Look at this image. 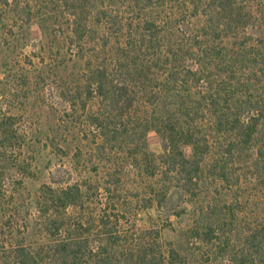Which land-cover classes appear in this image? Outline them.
<instances>
[{
	"label": "trees",
	"instance_id": "1",
	"mask_svg": "<svg viewBox=\"0 0 264 264\" xmlns=\"http://www.w3.org/2000/svg\"><path fill=\"white\" fill-rule=\"evenodd\" d=\"M183 12L171 24L139 10L124 42L88 38L98 28L85 15L74 21L89 69L83 124L95 131L106 165L83 185L42 186L31 221L14 207L0 264H196V253L166 245L157 219L138 222L173 189L194 197L206 171L214 199L188 243L225 239V264H264V225L246 230L234 207L245 183L264 187V0H192ZM150 130L161 138L160 155L148 152ZM123 141L131 161L106 156L126 154ZM130 176L146 180L129 191Z\"/></svg>",
	"mask_w": 264,
	"mask_h": 264
},
{
	"label": "rangeland",
	"instance_id": "2",
	"mask_svg": "<svg viewBox=\"0 0 264 264\" xmlns=\"http://www.w3.org/2000/svg\"><path fill=\"white\" fill-rule=\"evenodd\" d=\"M191 2L11 0L6 5L0 1V241L5 220L14 215V207L19 215L33 219L42 186L83 185V180L94 179L95 171L106 165L99 160L95 131L83 124V85L89 69L87 58H83V38L73 34L74 21L83 23L85 15L89 27L99 29L91 31L88 38L124 42L128 26L138 21L139 10L176 24L178 15L189 9ZM85 49H91V44ZM90 107L96 111L98 105L93 102ZM146 140L148 152H163L155 131L150 130ZM122 147L126 154L118 156L119 149H115L106 156L131 161L128 144L124 142ZM185 152L192 157L191 147ZM209 175L204 173L206 184L197 190V196L173 189L160 207L142 211L138 223L146 226L157 219L166 245L184 254L196 253V264H225V239L190 244L186 238L200 210L213 202L215 184ZM145 180L130 176L125 180L126 189L132 191ZM241 193L245 198L234 206L237 221L246 230H261L264 187L245 183Z\"/></svg>",
	"mask_w": 264,
	"mask_h": 264
}]
</instances>
